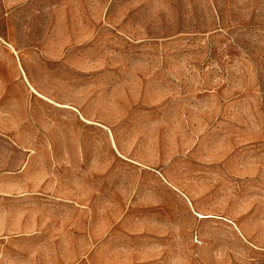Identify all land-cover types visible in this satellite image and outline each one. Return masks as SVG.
<instances>
[{
    "label": "rangeland",
    "instance_id": "1",
    "mask_svg": "<svg viewBox=\"0 0 264 264\" xmlns=\"http://www.w3.org/2000/svg\"><path fill=\"white\" fill-rule=\"evenodd\" d=\"M0 59L2 180L12 185L9 172L33 149V191L38 182L37 204L22 209L66 210L61 199L70 197L72 213L102 210L103 225L114 222L110 213L126 207L121 187L147 194L122 167L140 162L152 201L190 202L192 229L164 240L152 202L149 250L139 257L264 264V0H0ZM61 231L8 236L7 246L23 250L12 262L138 258L116 244L90 250L79 235L64 251Z\"/></svg>",
    "mask_w": 264,
    "mask_h": 264
},
{
    "label": "crops",
    "instance_id": "2",
    "mask_svg": "<svg viewBox=\"0 0 264 264\" xmlns=\"http://www.w3.org/2000/svg\"><path fill=\"white\" fill-rule=\"evenodd\" d=\"M1 61V59H0ZM4 88V84L0 79V88ZM32 105V104H31ZM30 105V108H31ZM0 106L2 107V103L0 102ZM3 110L0 109V118L6 115V110L2 107ZM59 109V108H57ZM2 114V115H1ZM22 121V119H20ZM25 120L23 123H26ZM0 135L6 136V133L0 130ZM32 137V136H31ZM23 149L26 148H17L19 152H22ZM29 152L25 160H21L20 164H18L17 168L10 173V175L14 176V183L12 185H5L2 176L8 174L3 170L4 167L1 168L0 162V264H12L13 260L17 257H21V252L23 251L20 247L19 243H12L7 246V237L10 235H23V234H39L46 230L47 234H63L62 243L63 250H70V236L71 235H79L82 238H85V242L92 246L90 250H103L107 244L115 245L110 247L111 250H115V248L119 252H135L138 253V258L130 260V258H126V260H119L117 264H149L150 261L146 260L144 257H139L141 252L145 251V248L148 249L150 245V233L149 230L147 232L144 231L143 227H145L144 221L150 218V204L155 202L154 204L158 205V215L154 218H157L155 221L157 225L161 228V234L166 236L167 238L164 240H170L173 236H178L182 234L184 230L190 233L192 227L190 226V219L192 218L190 212V202L185 200L183 196L178 194L169 195L166 197L154 198L152 201L150 196V182L144 179L143 173L145 171H149L148 167L145 164L140 162H132L126 163L122 167H126L128 169H133L137 172L133 176L131 181V187L137 188H146V193L140 194L135 193L130 194L126 186L121 187L120 191L123 193V204H125L124 208L116 211L115 214L110 213V220H115L114 222L109 221L103 225L102 219L105 215L108 218V214L105 211H99L98 213H92L90 211H85L80 208L77 214L72 213L70 210L71 200L70 197H64L61 199V202L69 209L62 211H47L45 214L41 213L38 209H32L31 211H27L22 209L23 203L30 204L34 201L35 204L38 202V182H35V189L33 191L31 187V181L28 182L27 174H28V166L33 158V149H26ZM30 160V162H29ZM95 192L101 193V186L103 185V176L102 174H96L95 176ZM163 182L165 183V187H173L176 184L168 181L165 178ZM160 183H162L161 179H157ZM122 181H129L127 178ZM98 185V187H97ZM114 184H111V191L113 192ZM142 189V190H144ZM138 190V192L140 191ZM103 197L100 198L99 201L102 200ZM53 199H56L54 197ZM12 201L13 203H18L20 211L18 213H10L8 215L7 210L5 209V202ZM60 200H54L55 204H62ZM80 202V201H79ZM177 202L178 205H176ZM101 203V202H100ZM81 204V202H80ZM121 206V205H120ZM184 213L187 215V222L184 223ZM198 217H206L203 214L198 213ZM148 218V219H147ZM135 223V224H133ZM141 226L142 230H134L132 226ZM196 225V223H194ZM146 237V242L145 241ZM175 239V238H174ZM18 245V246H17ZM9 247H12L11 249ZM163 247H167V244H164ZM101 248V249H100ZM149 250V249H148ZM8 251H16L14 258H11V255ZM135 255V254H132ZM113 261L108 262L106 264H116L114 261L118 259H112ZM157 261V260H155ZM91 264H102L101 262H96L93 260H87V263ZM13 264H23L22 262Z\"/></svg>",
    "mask_w": 264,
    "mask_h": 264
},
{
    "label": "bare ground",
    "instance_id": "3",
    "mask_svg": "<svg viewBox=\"0 0 264 264\" xmlns=\"http://www.w3.org/2000/svg\"><path fill=\"white\" fill-rule=\"evenodd\" d=\"M201 216V215H200Z\"/></svg>",
    "mask_w": 264,
    "mask_h": 264
}]
</instances>
